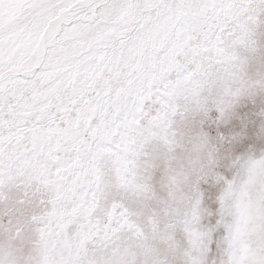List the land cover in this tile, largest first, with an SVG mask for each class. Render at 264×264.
Wrapping results in <instances>:
<instances>
[{
  "label": "snow or ice",
  "instance_id": "6c2138e0",
  "mask_svg": "<svg viewBox=\"0 0 264 264\" xmlns=\"http://www.w3.org/2000/svg\"><path fill=\"white\" fill-rule=\"evenodd\" d=\"M0 264H264V0H0Z\"/></svg>",
  "mask_w": 264,
  "mask_h": 264
}]
</instances>
